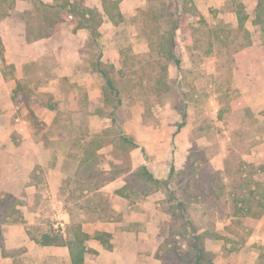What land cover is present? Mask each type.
Returning <instances> with one entry per match:
<instances>
[{
  "label": "rangeland",
  "instance_id": "obj_1",
  "mask_svg": "<svg viewBox=\"0 0 264 264\" xmlns=\"http://www.w3.org/2000/svg\"><path fill=\"white\" fill-rule=\"evenodd\" d=\"M15 1L0 0L2 31L14 49L18 28L26 25L21 37L31 59L17 79L12 63L0 55L3 77L13 80L8 82L11 103L5 106H16L26 123L21 133L14 125L13 140L42 144L45 150L36 154L52 168L59 165L57 154L73 160L63 164L71 171L75 158L80 159V179L97 189L124 175L127 185L121 192L141 201L133 206L140 216L134 229L150 226L160 264L194 261L193 232L202 236L199 246L211 264H264L259 215L264 202V36L252 23L257 0H192L193 7L178 0L176 14L174 0H120L122 16L114 18L105 13L102 0H84L97 13L96 35L80 25L70 6H61L65 0ZM239 3L249 16L243 28L235 11ZM178 17L185 18L175 33L179 67L160 44ZM98 59L114 79L113 98L122 99L116 107L104 100ZM123 136L139 146L131 148ZM144 140L149 153L141 149ZM134 149L154 161L149 164L157 166L156 172L149 168L154 175L172 172L181 180L180 190L191 179L187 214L173 184L155 192H148L158 187L152 182L141 187L146 183L137 177L142 166L129 172ZM114 186L92 197L79 194L100 209L89 215L91 220L116 216L111 211ZM211 187L218 195L208 192ZM14 202L10 194L0 196V243L2 221L13 213Z\"/></svg>",
  "mask_w": 264,
  "mask_h": 264
},
{
  "label": "crops",
  "instance_id": "obj_2",
  "mask_svg": "<svg viewBox=\"0 0 264 264\" xmlns=\"http://www.w3.org/2000/svg\"><path fill=\"white\" fill-rule=\"evenodd\" d=\"M16 8L19 9V6ZM0 25L4 59L12 63L18 79L23 65L31 59L27 56V46L21 37L26 34L27 26L18 28L20 38L18 45L12 49L2 31L3 21ZM3 74L0 69V196L12 195L15 208L12 210L14 215L9 212L7 220L2 221L4 228L1 231L3 242L0 243V264H73L72 249L73 257L77 256L78 249L85 251L82 264H160L156 258L158 240L151 237L152 229H148L150 226L134 229L135 225H139L137 223L140 216L133 210V206L137 205V208L141 201H133L130 192H121L127 185L124 175L110 179L97 189L89 185L90 180L80 179L77 172L80 159L75 158V170L71 171L63 164L67 162L68 166L73 160L64 154H57L59 165L52 168L45 158L37 156V152L45 150L42 144L33 141L18 143L13 140L14 125L21 133L26 123L24 120H17H21V117L16 106H5L9 105L8 101L11 103L8 82L13 80H6ZM2 82L5 85L1 86ZM139 139V143L143 142L142 137ZM148 144L144 140L143 148L147 152ZM132 153L134 165L129 172L143 165H147L149 169V164L154 162H148L145 155L137 154V149ZM154 167L150 169L156 172L157 166ZM155 176L161 178L162 175L155 173ZM81 182H86V185ZM110 185L117 188L113 190L115 199L111 209L116 216H102L91 220L89 215L100 212V209L87 196L92 197L94 193L105 190ZM84 193L87 196L79 197V194ZM143 205L146 207L145 203ZM260 222L264 224V213ZM148 225L153 226V223ZM32 227L39 228L40 231L32 233ZM55 228L60 234L55 233ZM53 238L57 241L44 243L46 239L51 241Z\"/></svg>",
  "mask_w": 264,
  "mask_h": 264
},
{
  "label": "trees",
  "instance_id": "obj_3",
  "mask_svg": "<svg viewBox=\"0 0 264 264\" xmlns=\"http://www.w3.org/2000/svg\"><path fill=\"white\" fill-rule=\"evenodd\" d=\"M66 2H63V5H61L62 7L65 6H70V9L68 10L69 12H71L73 15H75L78 18V21L80 23V25H83L84 28H86L90 34L96 35L98 34L96 31V29L98 28V20H97V13L94 9L89 8L85 5L84 0H65ZM103 2V6H104V11L105 13L114 18L115 15L118 16H122L121 11H120V7H119V3L120 0H102ZM175 7L176 10L174 11L175 14L176 12L179 10V2L178 0L175 1ZM180 2L184 5H187L191 2L192 7L194 6V2L192 0H180ZM59 5V4H58ZM66 8V7H65ZM172 9V7H171ZM236 13H237V17H238V21H239V26L241 28L244 27L245 25V21L249 18V16L245 13L244 11V6L242 3L237 4V7L235 9ZM173 13V12H172ZM1 18V16H0ZM185 18L187 19V16H185ZM184 17H178L176 19H173V29L171 31H169V33H167V35H165L164 40L160 42V44L162 45V49L164 51V53L166 54V56L168 57L169 60H173L177 66L179 67L181 64V60L180 58L176 55L175 53V47H176V39H175V33L176 30L181 27L182 23L185 21ZM252 23L255 26L257 32L260 35L264 36V0H257V5L254 9V17L252 19ZM3 51H4V43L3 40L0 36V55L3 58L2 60H5L3 55ZM95 68L99 71V73H101V75L103 76L104 80H105V87L103 89V95H104V100L107 101V103L112 104L113 107H116L117 105L122 103V99L121 98H116L114 99L111 92L115 91V82L113 77L110 76L109 71L104 67L103 63L98 59L96 61L95 64ZM165 84V83H163ZM110 117L112 118V121H116V115L114 112H111ZM183 119H185L187 117V112H184L182 114ZM183 124V122H182ZM123 138L125 139V142H128L131 148H135L138 147L139 144L129 138L128 136H123ZM142 150L145 153V149L142 148ZM143 172H140L137 174L138 178H144L146 180V183L141 184V187H145V185H147V182H152L154 184H156L158 187H155V189L148 191V192H154L156 190H158V188L160 186H164L165 188L167 186H170L171 184L174 185V196H176L177 198H175L176 200L179 199V207L180 209L184 212V214H187V209L189 208L187 205H189V203H191V198H189L190 196H192V191L190 189V185H191V179L187 180L186 182H184V184L181 186L183 188H181V190L178 188L179 184L181 183V180H177L175 179V177H173L172 172L169 173V175L167 177H163V178H158L156 177L149 169L147 166L143 165L142 167ZM173 171V170H172ZM116 176H113L112 178H114ZM183 189V190H182ZM150 190V189H149ZM179 192V193H178ZM209 193L213 192L214 194L216 193V195H218L217 191L214 189V187H211L208 191ZM208 192H204L202 195L207 196ZM179 194V196H178ZM173 195V194H172ZM260 206L262 207L261 210L259 211V215L262 216V213L264 212V202L260 203ZM243 208H240V206H238L237 210H241ZM247 210L252 211V209L250 207H247ZM186 212V213H185ZM262 212V213H261ZM191 247L194 248L193 250L195 251V259L192 262H189L187 264H211V260L208 258L207 254L205 253V249H203L201 246H199V241H202V236L196 234L195 232L191 233ZM215 235H219V234H215ZM218 237V236H216ZM45 241V240H44ZM57 241L56 238H53L51 241H49V239H46V241L44 243H48V242H55ZM80 243H83L80 242ZM77 256L73 257V249H72V262L73 264H82V260H83V256L85 255V251L83 249H78L77 250Z\"/></svg>",
  "mask_w": 264,
  "mask_h": 264
},
{
  "label": "built area",
  "instance_id": "obj_4",
  "mask_svg": "<svg viewBox=\"0 0 264 264\" xmlns=\"http://www.w3.org/2000/svg\"><path fill=\"white\" fill-rule=\"evenodd\" d=\"M18 121H21L20 118L17 119Z\"/></svg>",
  "mask_w": 264,
  "mask_h": 264
}]
</instances>
